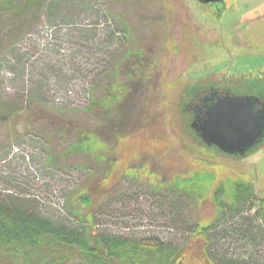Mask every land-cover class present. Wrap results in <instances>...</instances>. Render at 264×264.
Wrapping results in <instances>:
<instances>
[{"label":"rangeland","instance_id":"374dc122","mask_svg":"<svg viewBox=\"0 0 264 264\" xmlns=\"http://www.w3.org/2000/svg\"><path fill=\"white\" fill-rule=\"evenodd\" d=\"M8 1L0 0V195L35 201L43 214L68 202L85 212L92 205L78 197L92 184L99 226L174 240L215 214L209 201L178 211L176 187L159 185L174 173L217 165L247 174L264 198V141L226 155L179 111L188 79L222 76L237 94L264 87V0ZM83 128L95 132V149H66Z\"/></svg>","mask_w":264,"mask_h":264},{"label":"trees","instance_id":"16d2710c","mask_svg":"<svg viewBox=\"0 0 264 264\" xmlns=\"http://www.w3.org/2000/svg\"><path fill=\"white\" fill-rule=\"evenodd\" d=\"M9 1L6 4L15 3ZM188 7L196 19L194 8ZM209 78L222 84V76L188 79L195 82L194 87L187 86L188 93L209 84ZM262 86L260 82L251 88L264 94ZM179 104L180 113L188 117L186 100ZM78 132L66 149L92 152L95 132L89 128ZM110 166L113 168L112 163ZM120 171L136 173L133 169ZM163 183L178 190L176 202L181 213L191 204H213L211 222L189 221L180 240L142 236L97 224L94 209L100 204L90 196L95 189L92 184L78 197L79 203L92 205L85 212L77 203L68 202L63 212L43 214L39 203L10 193L0 195V264H182L193 253L191 264H264V198H257L247 174L225 173L217 165L204 164L174 173L159 185ZM97 192L101 196L106 189ZM255 201L259 206L251 212Z\"/></svg>","mask_w":264,"mask_h":264},{"label":"water","instance_id":"95a60500","mask_svg":"<svg viewBox=\"0 0 264 264\" xmlns=\"http://www.w3.org/2000/svg\"><path fill=\"white\" fill-rule=\"evenodd\" d=\"M194 97L187 103L189 110L194 106L190 125L207 145L244 155L264 139L262 93L237 94L227 86H210L197 89Z\"/></svg>","mask_w":264,"mask_h":264},{"label":"flooded vegetation","instance_id":"af4514ba","mask_svg":"<svg viewBox=\"0 0 264 264\" xmlns=\"http://www.w3.org/2000/svg\"><path fill=\"white\" fill-rule=\"evenodd\" d=\"M213 84H214V86H215V82H213ZM218 84V83H217ZM193 85H195V83H192L191 85H190V87H192ZM247 84H244L242 87H240L239 89H242V88H244V86H246ZM210 86H212L211 84H207L205 87H203V88H200V89H208ZM216 86H218V85H216ZM194 87V86H193ZM195 92V91H194ZM193 92V90L189 93V96L187 97V99H186V102L187 101H189L191 98H192V100L190 101V102H192L193 101V98H195L194 96H195V93ZM197 98H200V96H196ZM196 98V99H197ZM191 106H190V110H189V112H190V114L192 115V117L194 116V110L193 109H191V107L193 108L194 106L192 105V104H190ZM187 106V105H186ZM188 108V107H187ZM215 146V145H214ZM214 148H216L217 149V147H214Z\"/></svg>","mask_w":264,"mask_h":264}]
</instances>
